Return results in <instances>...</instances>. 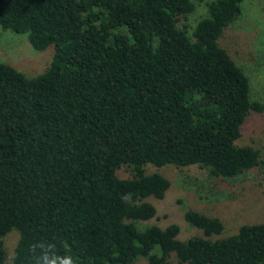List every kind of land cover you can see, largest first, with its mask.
<instances>
[{
    "label": "trees",
    "instance_id": "1",
    "mask_svg": "<svg viewBox=\"0 0 264 264\" xmlns=\"http://www.w3.org/2000/svg\"><path fill=\"white\" fill-rule=\"evenodd\" d=\"M201 3L207 14L188 25ZM240 3L0 0L2 29L52 48L33 76L0 60V264H34L37 241L78 264H264V222L222 235L221 219L188 209V238L147 223L170 186L148 167L225 180L264 168L238 143L264 104L218 43Z\"/></svg>",
    "mask_w": 264,
    "mask_h": 264
},
{
    "label": "rangeland",
    "instance_id": "2",
    "mask_svg": "<svg viewBox=\"0 0 264 264\" xmlns=\"http://www.w3.org/2000/svg\"><path fill=\"white\" fill-rule=\"evenodd\" d=\"M240 6V15L224 30L218 43L247 75L250 97L264 104V0H241ZM206 14V5L197 4L185 22L193 25ZM51 58V47L44 51L35 50L25 34H17L0 27V60L13 65L26 76L36 75L46 69ZM238 143L256 147L264 158V109L249 115L242 126ZM147 171L159 172L170 181L163 199H150L157 208V214L147 223L160 226L176 223L180 226V236L188 238L198 234L184 220V213L188 209L221 219L224 225L222 235L235 232L244 223L264 222L262 167H254L230 180L207 177L204 170L193 166H151ZM17 237L18 234L12 231L4 238L9 256ZM135 264L147 262L139 257Z\"/></svg>",
    "mask_w": 264,
    "mask_h": 264
},
{
    "label": "clouds",
    "instance_id": "3",
    "mask_svg": "<svg viewBox=\"0 0 264 264\" xmlns=\"http://www.w3.org/2000/svg\"><path fill=\"white\" fill-rule=\"evenodd\" d=\"M31 251L35 257L34 264H78L75 256L61 254L53 242H34Z\"/></svg>",
    "mask_w": 264,
    "mask_h": 264
}]
</instances>
